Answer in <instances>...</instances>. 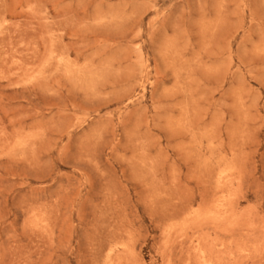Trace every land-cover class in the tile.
<instances>
[{
    "label": "rangeland",
    "instance_id": "obj_1",
    "mask_svg": "<svg viewBox=\"0 0 264 264\" xmlns=\"http://www.w3.org/2000/svg\"><path fill=\"white\" fill-rule=\"evenodd\" d=\"M0 264H264V0H0Z\"/></svg>",
    "mask_w": 264,
    "mask_h": 264
}]
</instances>
